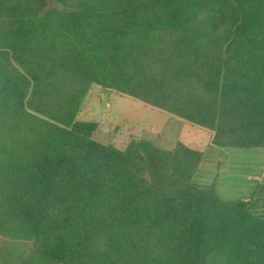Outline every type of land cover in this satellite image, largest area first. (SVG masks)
Returning <instances> with one entry per match:
<instances>
[{"label": "trees", "instance_id": "trees-1", "mask_svg": "<svg viewBox=\"0 0 264 264\" xmlns=\"http://www.w3.org/2000/svg\"><path fill=\"white\" fill-rule=\"evenodd\" d=\"M94 85L264 149V0H0V264H264L253 199L182 142L97 141Z\"/></svg>", "mask_w": 264, "mask_h": 264}, {"label": "rangeland", "instance_id": "rangeland-1", "mask_svg": "<svg viewBox=\"0 0 264 264\" xmlns=\"http://www.w3.org/2000/svg\"><path fill=\"white\" fill-rule=\"evenodd\" d=\"M78 120L97 122L94 138L119 148L126 147L132 136H140L165 149L182 142L203 151L194 183L215 190L225 201L253 199V209L264 216V149L217 147L214 131L97 85L88 92ZM8 242L0 238V248Z\"/></svg>", "mask_w": 264, "mask_h": 264}]
</instances>
